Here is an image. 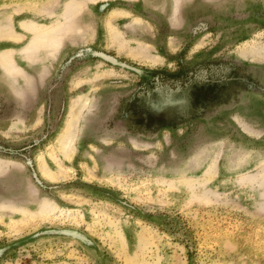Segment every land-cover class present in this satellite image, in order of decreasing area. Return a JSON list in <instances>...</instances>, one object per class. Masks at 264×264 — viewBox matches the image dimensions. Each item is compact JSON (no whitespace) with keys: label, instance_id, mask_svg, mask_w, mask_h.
<instances>
[{"label":"rangeland","instance_id":"rangeland-1","mask_svg":"<svg viewBox=\"0 0 264 264\" xmlns=\"http://www.w3.org/2000/svg\"><path fill=\"white\" fill-rule=\"evenodd\" d=\"M0 264H264V0H0Z\"/></svg>","mask_w":264,"mask_h":264},{"label":"flooded vegetation","instance_id":"flooded-vegetation-1","mask_svg":"<svg viewBox=\"0 0 264 264\" xmlns=\"http://www.w3.org/2000/svg\"><path fill=\"white\" fill-rule=\"evenodd\" d=\"M192 77H193V75H192ZM189 79H190V78H188L187 82H189Z\"/></svg>","mask_w":264,"mask_h":264},{"label":"bare ground","instance_id":"bare-ground-1","mask_svg":"<svg viewBox=\"0 0 264 264\" xmlns=\"http://www.w3.org/2000/svg\"><path fill=\"white\" fill-rule=\"evenodd\" d=\"M65 150V149H64ZM45 176V175H44Z\"/></svg>","mask_w":264,"mask_h":264}]
</instances>
